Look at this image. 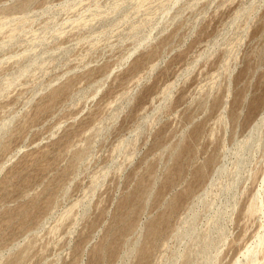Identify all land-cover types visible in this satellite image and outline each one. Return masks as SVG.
Here are the masks:
<instances>
[{
    "label": "rangeland",
    "instance_id": "1",
    "mask_svg": "<svg viewBox=\"0 0 264 264\" xmlns=\"http://www.w3.org/2000/svg\"><path fill=\"white\" fill-rule=\"evenodd\" d=\"M263 55L264 0H0V264H264Z\"/></svg>",
    "mask_w": 264,
    "mask_h": 264
},
{
    "label": "bare ground",
    "instance_id": "2",
    "mask_svg": "<svg viewBox=\"0 0 264 264\" xmlns=\"http://www.w3.org/2000/svg\"><path fill=\"white\" fill-rule=\"evenodd\" d=\"M4 23V22H3ZM264 56V55H263ZM260 66V65H259ZM24 70V69H23ZM257 70V69H256ZM243 106V105H242ZM232 117L235 119L236 117H237V114L236 113H233L232 114ZM263 123H264V111H263V113H262V115H261V117L260 118H258L257 119V121H256V123L253 125V129H255V130H259L261 127H262V125H263ZM6 124V123H5ZM8 125V124H7ZM6 126V125H5ZM1 127V126H0ZM9 129V128H8ZM250 132H251V130H250ZM252 133V132H251ZM257 133V132H256ZM250 135H252V134H250ZM257 137V136H256ZM250 139H253V138H250ZM245 148V147H244ZM215 170H217V169H215ZM205 172H206V168H205V165H203L202 167H200L198 170H197V174H198V176H204L205 175ZM264 188V187H263ZM206 189V188H205ZM150 192H152V191H150ZM151 195V194H150ZM205 195V194H204ZM149 196V195H148ZM203 196V195H202ZM201 199V198H200ZM175 207H176V202H175V200H172L171 202H170V204H169V210L166 212V213H164V214H162V215H160L159 216V218H158V220H157V222L155 223V225H151L150 227H149V232H150V234H151V239H152V241L151 242H154L156 239H157V237H159L160 235H162L163 234V230L166 228L165 226H167L168 224H169V222H170V217H171V215L173 214V212H174V210H175ZM219 211V210H218ZM188 212V211H187ZM215 217V216H214ZM224 226V225H223ZM196 227V226H195ZM214 228V227H213ZM136 231V230H135ZM261 235V234H260ZM258 237H260V236H258ZM259 240H260V243L261 242H263V238H259ZM151 245V244H150ZM150 245H149V247L148 248H145L143 251H141V253H140V258H141V261H144L145 260V258H146V254H147V252L149 251V249H150ZM253 245V244H252ZM252 245H251V247H252ZM255 245V244H254ZM251 249V248H250ZM250 249L248 248L247 249V251H245V256L247 257V255L248 254H250L249 252H250ZM256 249V248H255ZM254 249V250H255ZM252 253V252H251ZM181 255V254H180ZM205 255V254H204ZM244 255V254H243ZM212 256H213V254H212ZM105 261V260H104ZM238 263V262H237ZM236 263V264H237ZM119 264V263H118ZM243 264V263H242Z\"/></svg>",
    "mask_w": 264,
    "mask_h": 264
}]
</instances>
